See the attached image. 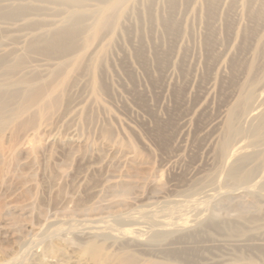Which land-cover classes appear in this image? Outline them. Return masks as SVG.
<instances>
[{
  "label": "rangeland",
  "instance_id": "1",
  "mask_svg": "<svg viewBox=\"0 0 264 264\" xmlns=\"http://www.w3.org/2000/svg\"><path fill=\"white\" fill-rule=\"evenodd\" d=\"M171 1L173 4L167 3V0H123L120 3L122 4L121 16L117 14L116 8L104 13H102V9L93 8V12L96 13L93 19H97L100 15V18L108 17L118 22L117 25H119L118 27L115 25L117 28L103 29L100 40L85 52L87 56H90V53L92 55L103 52L107 60L106 63L103 62L104 66L108 67V73L103 78V85L106 83L105 88L108 94L106 93V96L103 94L105 97L102 98L101 109L92 101L91 84L88 82L87 75L81 77L72 90L74 97L89 107V109L87 108V117L84 115L82 117L87 118L90 124L86 127L80 125L73 127L74 139L79 143L78 150L75 149L73 153H67L68 149L62 150L63 153L58 150L59 152L55 156L57 158H53L49 157L45 151H36L34 148L31 150L28 148L30 145L27 146L25 142L22 144L23 147L19 146L11 152L8 141H4L7 145L3 142L0 148L2 151L0 152V162L11 163L10 171L14 174H10L12 177L6 175L0 181V204L6 205L5 213L1 212L0 215V264H3L4 261L8 262L7 258L11 259L12 251L16 252L24 243V239L27 238V231L33 232L28 239L38 234L36 230L43 225L41 216L46 210L53 214L57 208H61L58 203L66 200L73 192L83 197L82 190H77L78 192L74 190L78 183L84 179L91 180V184H100L101 191L94 197L93 202L106 206L109 203V206L99 205V209L117 206L119 195L114 199V193L119 194L117 192H120L124 187L128 188L129 185V188L134 186L135 191L132 190V193H135V196H161L169 198V200H180L190 196L197 198L217 196L214 198V204L206 209L209 212L204 215L217 214L222 218L228 216L235 218L236 214L238 217L243 213L250 216L252 214L253 216L264 215V179L260 181L259 187L252 188V183L258 181L261 174L264 173V141L254 145V135L249 132L244 116L240 117L243 120L238 121L232 132L227 134L225 131L229 108L235 104L238 94L246 88V81L252 77L249 67L253 63L255 66L257 65L255 68L257 84L254 88L257 90V94L264 91V77L261 78L260 75L262 69L260 66L264 65V55L261 54L258 57L255 51L259 47V37L264 32V0H249L246 5L245 0ZM42 8L43 11L40 15L32 18L41 22L40 24L45 28H47V24L49 25L64 16L63 12L56 11L50 5L43 4ZM59 14L63 15L57 16ZM21 25L22 22L0 23L1 49H15L14 51H16L22 48L30 31H23L20 28ZM224 28L226 31L229 29V34ZM229 38L231 41L228 40ZM208 39L213 41L212 44ZM7 40L10 42H6ZM130 46L132 47L130 48ZM83 49L82 44L81 50ZM209 49L212 50L211 54H209L211 51ZM205 51L207 52L204 53ZM135 58H138L137 62L134 61ZM204 59L207 61V65ZM178 63H182L181 65L184 66H178ZM125 72L128 73V76L125 75ZM86 84L88 85L85 89ZM81 89L83 93L79 95V92H82ZM105 98H109V101ZM256 107H258L257 103H251L248 110ZM93 119L95 123H93ZM100 124L107 130L106 133H101L100 129L99 131L96 129ZM77 131H79L78 134ZM263 132L264 130L258 131L260 134ZM225 136L229 137L230 148L243 146L246 151L252 150L255 153L263 154V160L258 167L259 171L257 170L250 180L241 182L237 177H228L226 172L222 171L224 167L223 160L220 158V143ZM25 147L30 151L24 149ZM26 151L28 152L26 153ZM72 154L78 159L83 158L77 161L78 167L75 168V172L73 171L69 178H65L62 173L65 167L62 165L68 164V158ZM8 156L9 158H7ZM37 156H40L39 159ZM64 156H68V158L65 159ZM16 158L19 161L14 164L18 160H15ZM251 164V162L247 163L249 166ZM86 167L88 173L84 171ZM103 178L106 180L104 181ZM142 180L145 181L142 182ZM158 183H161L162 187ZM164 190L165 193H162ZM150 191H154V194ZM35 192L37 195L32 197ZM102 199L108 203L102 202ZM11 219L13 220L10 221ZM7 226H10V229ZM111 251L103 253L104 258L100 261L91 263L86 256L75 249L62 250L56 255H43L40 249H36L35 255L29 261L20 264H114V261L110 262L107 259L111 255ZM5 264L11 263L9 261Z\"/></svg>",
  "mask_w": 264,
  "mask_h": 264
},
{
  "label": "bare ground",
  "instance_id": "2",
  "mask_svg": "<svg viewBox=\"0 0 264 264\" xmlns=\"http://www.w3.org/2000/svg\"><path fill=\"white\" fill-rule=\"evenodd\" d=\"M122 1L123 0H0V23L22 22L20 28L23 31H30L28 39L23 42L22 48L20 50L14 51L15 49H1L2 45H0V148L3 142L7 140L8 144L10 145L8 147L11 148L12 152V150L16 149L19 146H22V144L25 142L27 146L30 145V147L28 148H30L31 150L34 148L36 151H45V153L47 152L49 157L53 158L60 150L62 152V150L68 149L67 153H73L75 152V149H79V143L76 141V139H74L73 127L76 125L86 127L90 124L88 123L87 118L82 117L83 115L87 117L86 113L87 108L89 109V107H86L85 105H83V101L81 102L77 99V97H74L75 95H73L72 90L74 87H76L81 77L87 75L89 77V79L87 78L88 82L91 84L90 90L91 94L93 95L92 101L97 105V107L99 106L100 108V106L102 105L101 102L103 101L102 98L105 97V94L107 93V89L105 88L106 83L103 85V78L108 73V67H105L103 62L106 63L107 60L103 52H97V54L92 55L90 53V56H87L85 52H87L86 49L93 46L95 42L100 40L103 29L114 28L118 23L108 17L100 18V15L97 19H93L94 14H96L95 12H93V8L95 7L102 9V13L116 8L118 12L117 14L121 16L122 11H120V9L122 7V4L120 3H122ZM248 2L249 0H245V5ZM167 3H172V1L167 0ZM43 4L50 5L51 7L56 9V11L63 12L64 14V16L59 20L52 22L49 25L46 23L47 26H45L47 28L42 26L40 24L41 22L39 23L32 18L38 17L40 15V13L43 11ZM60 15L61 14L57 16ZM90 19L93 20L90 21ZM226 32H228L229 34V29ZM231 32L233 33V31ZM16 40L18 39L16 38ZM228 40H230V38ZM258 41L259 47L255 51L257 52L256 55L260 57L261 54L264 55V52H262L264 49V32L259 37ZM6 42H8V40ZM211 42L213 41L211 40L210 43ZM82 44L84 47L83 50H81ZM131 47L132 46H130V48ZM172 48L174 49V47ZM168 49L170 50L169 47ZM210 50L211 49H209V51ZM207 51H205L204 53H206ZM211 52L212 50L209 54H211ZM138 58L140 59V57ZM137 59L135 58L134 61H136ZM153 60L155 61V59ZM181 64H179L178 66H180ZM181 66L183 67L184 65ZM256 66L255 63H253L249 67V72L250 74H252V77L249 78V81H246V88L243 86L245 90L242 87L244 91L238 94L235 104L230 106L225 122V131L228 134L235 129L238 121L241 120L240 117L244 116L245 124L248 125L249 132L254 135V145L255 143L257 144L264 141V132L262 134L258 133V131L264 130V91L257 94V90L254 88L257 84V81H255V71H257L255 69ZM260 68H262L260 75L262 76L261 78H263L264 65L260 66ZM127 74L125 72V75ZM87 85L88 84L84 86L85 89ZM82 89V92H79V95L83 93ZM105 99H108L109 101V98ZM251 103H257L258 107L248 110V107ZM114 119L116 120V118ZM93 123H95V121ZM96 129L98 131L100 129L101 133L107 131L101 124L98 125ZM78 132L79 131H77V134ZM4 143L5 145H7L6 142ZM229 145V137L225 136L220 143V158L223 160L222 163L224 167V169H222L221 167L222 171L224 170L228 177H237V179H239V181L241 182L250 180L256 174L259 164L263 160V154L255 153L252 150L246 151L245 147L243 146H235L230 148ZM28 148L26 149L25 147L24 149L28 150ZM21 150L23 149L21 148ZM28 151H26V153ZM0 152L2 151L0 150ZM216 154L218 153L216 152ZM73 155L74 154L70 155V158L66 156L69 160L68 164H65V166L62 165L63 167H65L64 169L62 167V169L64 170H62V173L65 175V178H69V175L75 170V168L78 167L76 165L77 161L83 158L80 157L78 159ZM66 157L65 159H67ZM7 158H9V156ZM17 159L18 158H16L15 160ZM18 161L19 159L16 162H13H15L14 164H17ZM6 162H0V181L4 176L10 175L11 173L14 174L10 171L11 163L7 164ZM248 162H251L252 164L249 166L247 165ZM100 163L101 160L99 161V164ZM35 169L37 170L36 167ZM84 171L88 173V168L86 167ZM37 176L39 175L37 174ZM263 179L264 173L261 174L258 181L252 183V188L259 187L260 181ZM144 181L142 180V182ZM121 184L123 185V183ZM158 184L161 185V183ZM133 187L130 186L131 189L129 188V185L128 188L124 187L123 189H121V187H119L121 191L117 192L119 194L114 193L115 196H113V198L115 199L119 195V200L118 202L116 201L118 205H115L114 208L103 207L104 209H99V205L101 204L97 205V203L93 201L94 197H96L99 191H101L99 189L100 184H91V180L86 181L84 179L82 182L78 183L76 189L74 190L76 192H78L77 190H82L83 197H80L77 195V193L74 194L73 192V194L71 196H68L66 200L64 199L65 201L62 199L63 201L59 202L58 200L59 203H57L60 204L61 208H57L56 211L53 212V214L49 213V211L45 209L46 212L43 211L44 214L42 213L43 215L41 216L43 225L38 228V230H36L38 234H35L30 239H28V237L33 233L28 229L29 232L27 231V234L25 233L27 235V238L24 239V243L21 246L18 243L20 247L16 252L13 253V251L10 250L12 251V257L11 259L9 258L10 260L7 258L8 262L4 261L3 264L9 263V261L11 264L25 263L35 255L34 252L36 249H40L41 254L43 255H56L62 250L75 249L86 256V258L91 263L100 261L104 258L103 253L112 250L111 255L107 259L110 260V262L114 261V264H264V218H262L264 215L253 216L252 214L250 216L244 215L243 213V215H238V217L236 214L235 218H231V216L222 218L220 214V216H218L217 214L204 215L209 212L206 209L210 205L214 204V198H216L217 196H204L201 198L190 196L180 200H169V198L167 199L161 196H135V193H132V190L135 191ZM141 187L142 186L140 184V189ZM157 190L155 191L157 192ZM152 192L154 194V191ZM152 192L150 191V193ZM162 193H165V190ZM241 193H243V191H241ZM28 195L31 196V194ZM36 195L37 193L35 192L32 197H35ZM106 200L108 201V198ZM107 201L103 200L102 202L105 203ZM107 206H109V203L107 204ZM5 207L6 205L0 204V215L1 212H4ZM104 210L106 213L104 212ZM12 220L13 219H11L10 221Z\"/></svg>",
  "mask_w": 264,
  "mask_h": 264
}]
</instances>
